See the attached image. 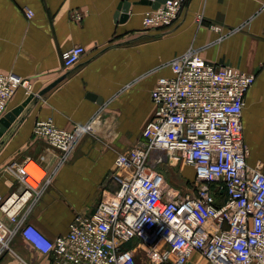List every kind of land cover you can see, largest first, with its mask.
I'll use <instances>...</instances> for the list:
<instances>
[{"label":"crops","instance_id":"crops-1","mask_svg":"<svg viewBox=\"0 0 264 264\" xmlns=\"http://www.w3.org/2000/svg\"><path fill=\"white\" fill-rule=\"evenodd\" d=\"M128 1V17L119 20V6ZM151 7L144 0H0V72L29 78L34 94L0 137V193L8 196L23 189L13 165L18 168L29 158L44 164L52 179L38 186L40 196L27 202L23 215L50 237L66 234L76 214L94 211L102 198L118 190L116 160L144 142L143 129L156 112L152 92L158 79L171 76V60L192 49L218 65L257 74L246 94L243 124L247 162L264 172V0H188L169 28L145 27L144 14ZM201 12L204 23L199 25L196 16ZM213 23L223 31L211 29ZM74 45H83L86 52L66 69L62 53ZM30 95L18 88L7 113ZM49 118L68 129L91 124L60 166V151L34 133L36 122ZM177 165L193 192L194 166ZM27 169L34 173L31 166ZM13 243L29 261L50 263L22 235ZM7 255L0 264L19 263L17 255Z\"/></svg>","mask_w":264,"mask_h":264},{"label":"built area","instance_id":"built-area-1","mask_svg":"<svg viewBox=\"0 0 264 264\" xmlns=\"http://www.w3.org/2000/svg\"><path fill=\"white\" fill-rule=\"evenodd\" d=\"M187 2L165 0L149 8L145 27L169 28ZM27 15L34 11L27 9ZM196 21L204 23L202 12ZM209 27L223 31L220 24ZM85 52L83 45L64 50V67L75 66ZM170 65L173 74L160 77L153 89L156 112L143 129L144 142L116 160L118 190L94 211L76 214L66 234L50 237L23 215L53 173L33 158L12 166L23 189L0 193V260L11 254L19 257L18 264H35L13 248L20 234L33 251L50 258L49 264H145L141 254L146 264H264V172L247 162L243 124L246 94L257 74L218 65L194 49ZM20 87L33 94L29 78L0 72V115ZM90 125L62 128L49 118L38 120L34 133L60 151V166ZM162 164L194 166V191L183 195L170 186Z\"/></svg>","mask_w":264,"mask_h":264},{"label":"water","instance_id":"water-1","mask_svg":"<svg viewBox=\"0 0 264 264\" xmlns=\"http://www.w3.org/2000/svg\"><path fill=\"white\" fill-rule=\"evenodd\" d=\"M145 2L151 3L153 5V7H158L160 5L161 2H164L165 0H144ZM131 7V2H125L122 5L119 6V11L117 13V17L119 20H125L128 17V12L130 10ZM63 77L58 78L57 80H55L54 82H52L51 84H49L46 88H44L40 94H44L45 92H47L49 89H51L52 87H54L61 79H63ZM34 98V94H31L28 99L20 106H18L17 108L13 109L12 111H10L9 113H7L5 116H3L0 119V137L2 136L4 130L6 129V127H8L11 122H13L17 115H19L21 113V111L24 109V107L30 102V100Z\"/></svg>","mask_w":264,"mask_h":264},{"label":"rangeland","instance_id":"rangeland-1","mask_svg":"<svg viewBox=\"0 0 264 264\" xmlns=\"http://www.w3.org/2000/svg\"><path fill=\"white\" fill-rule=\"evenodd\" d=\"M159 167L160 168L162 167L164 173L167 176V181L170 186L179 188L181 191V194L183 195L192 193L191 191H189V189H187L188 184L186 180H188V176H186V174L183 171H181L179 165L162 164ZM189 186H192V188H194L196 187V184L195 182H192L191 184H189ZM12 246L16 251L19 250L18 247L14 243L12 244ZM7 256H11V255L8 254ZM192 258L195 260V259H198L199 256L197 253H195ZM143 259H146V257L141 254L140 261L145 262L146 264V260H143Z\"/></svg>","mask_w":264,"mask_h":264},{"label":"bare ground","instance_id":"bare-ground-1","mask_svg":"<svg viewBox=\"0 0 264 264\" xmlns=\"http://www.w3.org/2000/svg\"><path fill=\"white\" fill-rule=\"evenodd\" d=\"M36 166V168H39V166H37V165H35ZM32 167V166H31Z\"/></svg>","mask_w":264,"mask_h":264}]
</instances>
